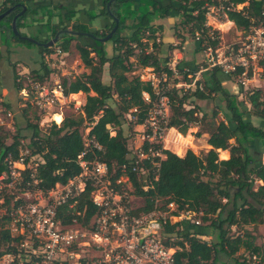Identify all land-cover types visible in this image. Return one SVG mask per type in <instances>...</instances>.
<instances>
[{
  "label": "trees",
  "instance_id": "16d2710c",
  "mask_svg": "<svg viewBox=\"0 0 264 264\" xmlns=\"http://www.w3.org/2000/svg\"><path fill=\"white\" fill-rule=\"evenodd\" d=\"M107 1L103 0L102 8L98 13L90 12L89 18L92 20L97 16L110 17L112 24L107 28L108 32L115 24L114 18L118 19V27L108 40L113 44L112 55H107L103 42L94 40L95 45L89 47L78 41L75 45L78 61L82 66L89 68L90 72L83 73L73 80L67 76L61 79L65 95L80 91L87 94L93 92V95H87L84 117H65L60 126L55 124L50 128L49 135L45 138L38 137L37 124L29 125L33 128L34 150L43 159V162L36 167V178L38 187L44 191L57 182H67L80 172L77 157L85 149V137L81 130L85 119L92 124L89 137L101 148L91 146L84 158L98 157L103 160L108 165L112 178L122 174L121 166L131 160L127 137L121 129L127 120L126 115L131 114L136 108L138 111L136 121L142 123L149 107V104L142 99V92H148L154 101L149 83L141 81L138 76H128L132 71L130 58L135 57L141 67H152L158 73L165 70L170 76L172 71L159 61L160 47L155 40L157 29L153 27V17L164 18L175 12L180 17V22L175 25L176 29L180 27L179 24H189L188 30H185L189 35L204 28L206 20V9L201 8L205 0H142L143 5L138 9L133 8L134 0H114L109 7L106 6ZM227 2L233 4L247 2L241 10L225 12L226 18L242 29L246 28L252 19L259 18L264 6V0H227ZM21 3L22 0L3 1L0 13L12 6L14 10L0 20V46H9L6 42L9 35L17 42L32 43L22 40L13 34L11 29L12 18L20 11L21 7L18 4ZM55 8L57 7L41 6L35 10L27 8L16 19L17 29L30 26L35 21H43L42 17L36 16L31 22H26L28 14L37 15L38 11H42L47 15L43 29L54 36L59 29H62L60 24H63L64 20L72 21L76 13L75 10H69L65 12L63 18L58 13L59 22L53 23ZM194 11H197L196 14ZM128 21L132 22L128 24ZM67 27L63 25V28ZM126 28H130L131 33L122 36V30ZM70 29L91 32L94 36L107 35V33L89 31L87 25L76 20L72 22ZM60 37L63 41L59 48L64 55L69 51L71 40L76 36L62 34ZM35 38L37 39V35ZM197 49L199 51L198 47ZM54 50L51 46L45 47L41 54L53 53ZM1 55L0 50V58ZM40 63L41 72L35 71L30 74L44 81L51 73V69L43 61ZM106 63L110 76L108 85L102 82V70ZM179 70L182 71L180 67ZM196 70L197 68L190 73ZM188 74L189 72H183L184 77ZM218 74L225 75L218 68H212L201 74V80L196 82L193 90L183 91L174 88L168 92L171 104L169 127L177 128L183 134L190 124L197 120L193 116L196 113V106L183 110L182 105L187 99L198 101L216 97L219 101L225 102L222 110L218 108V111L223 112L225 119L220 120L214 130L210 131L207 140L211 149L201 156L191 149H187L183 156L162 149L163 157L154 159V162L158 163L156 171L151 169V162L145 161L146 167L150 169L147 190L141 188L145 182L143 179L137 180L130 169L127 171L134 193L142 199L137 211L148 212L154 208L155 201L159 200L162 207L173 202L176 207L175 214L186 210L200 213L201 224L176 221L164 225L163 242L167 246L177 248L174 252V264H249L243 253L257 254L260 264H264V254L260 252V246L256 243L253 232L243 230L248 225L260 224L264 221V163L261 162V156L264 154V127L255 125L250 120H244L245 114L264 120V99L260 97L262 90L256 88L249 94L247 102L251 108L245 112L238 102L237 95L222 86ZM16 78L17 74L13 75V84L17 91L20 85L16 82ZM113 98H116V107L107 103ZM182 115L186 118H181ZM95 116L98 118L95 119ZM226 120L230 123H226ZM112 129L115 131L114 135L111 134ZM18 139L14 136L11 143H5L0 137V158L9 151L17 154ZM230 140H233V143ZM250 143H256L258 149ZM216 150L222 152L221 158L225 156L222 150H228L229 157L219 159ZM3 168L0 166V170ZM29 172L27 170V174ZM255 180L261 181L257 187L253 184ZM85 206L86 217L89 218L95 211L89 200V188L85 189L78 199L79 209ZM3 218H0V254L9 235ZM240 230L244 233L240 234ZM170 237L173 238L172 241ZM178 237L182 239L177 240ZM240 251L243 252L234 257ZM221 256L226 259H222ZM228 259L231 261L229 262Z\"/></svg>",
  "mask_w": 264,
  "mask_h": 264
},
{
  "label": "built area",
  "instance_id": "2783aa9c",
  "mask_svg": "<svg viewBox=\"0 0 264 264\" xmlns=\"http://www.w3.org/2000/svg\"><path fill=\"white\" fill-rule=\"evenodd\" d=\"M209 1L205 0L201 6L206 9L207 19L213 18L216 10L226 16L227 10L238 11L247 4L240 3L244 5L239 8L240 4L227 0ZM207 19L204 28L192 35L201 61L197 70L187 75L193 78L191 82L171 83L165 70L158 73L152 67L142 68L139 79L149 83L154 101L148 92H142V99L149 107L141 123V143L131 152L128 164L121 166L120 176L112 178L108 165L98 157L84 158L91 146L101 148L89 137L90 128L86 129L85 149L77 157L80 172L46 191L38 187L36 178V167L43 159L25 138L18 139L16 155L9 151L0 158V166L4 167L0 170V218L5 217L4 226L9 233L1 249L0 264H174L175 250L163 242L164 225L170 224L171 215L194 224H201V219L192 218L193 214L187 210L175 214L173 202L162 207L159 200L152 210L137 211L141 204L135 202L139 196L134 193L127 170L130 169L137 180L145 181L141 186L143 190L148 189L150 169L145 161L151 162V169L156 171L158 163L154 159L163 157L162 145L171 128L168 95L171 89L186 91L192 85L195 88L201 74L212 68L234 76L240 88L248 89L258 73L264 71V6L259 18L252 19L241 29L239 38L227 46L218 43L221 37L210 28ZM60 54L57 46L53 53L42 55L48 66L49 59ZM165 66L174 75L179 73L169 64ZM59 77L56 71H51L44 81L29 72L17 74L21 107L33 105L48 111L66 101ZM137 112L134 108L131 113L134 120ZM14 116V110L6 106L0 96V130L15 128ZM87 188L89 200L95 207L89 218L86 206L78 207V199ZM243 257L249 264H260L257 254L243 253Z\"/></svg>",
  "mask_w": 264,
  "mask_h": 264
},
{
  "label": "rangeland",
  "instance_id": "374dc122",
  "mask_svg": "<svg viewBox=\"0 0 264 264\" xmlns=\"http://www.w3.org/2000/svg\"><path fill=\"white\" fill-rule=\"evenodd\" d=\"M3 1L4 0H0V8L3 5ZM22 1L24 4H27V1L29 0H22ZM53 2H54L53 4H57L55 3L57 2V0H53ZM62 3L65 4L66 2L63 0ZM243 5L244 4H240L239 8ZM57 11H58L57 9H54L55 14ZM38 12L39 13L36 16L43 17L44 20H46L47 15L43 14L40 11ZM212 14H213V18L209 17L208 19L207 18L206 19H207V23L209 24L210 28H214L219 34V36L221 37L219 38L218 43H220L221 46H227L235 42L239 38V33L242 31L241 30L242 28L237 27L232 21H231L232 24L229 25L228 23L229 20L226 18V16L223 15V13L221 12L219 13L217 10ZM32 18L33 17L28 14L26 17V22L28 23L31 22ZM158 19H161V18L156 17V16L153 17V22ZM53 22L58 23L59 22L58 17H54ZM179 22H180V17L177 19H170L167 23L170 24L171 26L170 28H173V26L174 25L177 26ZM130 23L131 21H128V24ZM71 24L72 22H65L64 20L63 24H60V25H61V28H63V25H67L68 26L67 28H70ZM152 24L153 26L155 25L158 26L157 23L155 24L152 23ZM179 25L180 27L177 28V29L181 28L179 30H188L189 28V24H186V25L179 24ZM98 32L99 34H102V33L105 34V33H108V29L105 28V30L102 29V31H98ZM130 33H131V29L126 28L122 30L121 35L128 36ZM26 35L28 34L26 33ZM52 37L53 36H51V34L49 33L41 37L37 36V39L45 42L47 39H50ZM62 41H63V38L59 37L57 42H55L51 47H53V49H55L57 46L60 47V44ZM6 42L9 46L7 47L5 45L0 46V50L2 51V55L0 58V85L2 84L3 86H6L7 89H9V93L8 94L6 93V90H5L6 87H4V90H0V96L1 98H3L6 106H8L9 108H12L15 112L14 121H13L15 128H10V127L8 129H6L5 127L2 128L0 130V137L4 139L5 143H10L14 136L18 137L19 139L25 138L27 141H29L30 146H32L34 149V146L32 144V141L34 138L33 128L29 126L30 124H37L38 130H39L38 137L45 138L49 135L50 128L55 124L56 126H58L57 124H60L61 123L60 121L64 119L65 117L67 116H72L74 118H77L80 116L84 117L85 111H86L85 105L79 108H76L73 104L78 105L79 103L78 101H83V98L86 99L87 95H93V93L90 92L87 94L83 92L82 95L80 94L79 96H73V98L70 99L71 102H68L67 100L62 101V103L59 106H57L54 110L50 109L48 111H45L33 105H27L25 107L23 106L21 107L20 96L18 95L17 91L15 92L14 87H13L14 86L13 75L20 74L24 71L29 72L31 74H33V72L35 71L41 72L39 71L41 70L40 62L43 61L45 63V56H43L41 53H38V48H41V51L43 49L40 45H36L34 43L27 44V43L17 42L10 35L8 39L6 40ZM77 42L78 40L75 37L73 40H71L69 51L66 52L65 55H58L57 57H54L53 59H49L50 62L48 63L50 65L48 66L51 69V71L53 72L56 71V73L60 76L59 77L60 82L63 76H67L70 80H73L75 77L81 76L83 73L90 72L89 68L87 69L86 67L82 66L77 60V52L75 49V45ZM150 42L152 41H149V43ZM103 43L104 45H106L105 42ZM15 46H20L22 48L21 51L16 52L18 47L14 49ZM130 61L132 62V71L128 73V76L129 77L131 76L139 77V74L141 73V70L143 67H141L140 64L135 60V57H131ZM21 63H23L26 69H24V66H22ZM198 67H199V64L197 65V68ZM179 72L181 71L179 70ZM171 78H174V76H171ZM230 79L232 83L240 86L239 83L237 82V79L234 76L230 77ZM256 88H260L262 90L260 97L264 99V71L258 73L256 80H253L250 83L248 89L241 87V91H239V93L237 94L238 102L240 106L242 107V109L245 110V112H247L248 109L251 108L250 104L247 102V98L249 94H251L252 91ZM231 93L235 94L233 91ZM4 98H6V100ZM107 103L108 105L116 107L117 105L116 98L109 100ZM197 103H199V101H194L191 99H187L185 101V103L182 105L183 110H188L196 106L195 108L196 113L193 116H195L197 120L193 122L192 124H190L189 128L186 130L184 134L183 133L181 134L180 132H178L177 128H171L166 135L165 143L163 142L162 149L171 150L172 152H175L176 154H179V155L183 153L185 154L187 149H191L194 153L200 156L204 155L211 149V146L208 145L207 140L209 138L210 131L214 130V128L217 126L220 120L225 119L223 112L218 111V108H221L222 110V107L224 106L225 102L219 101L215 97L214 99L202 100V102H200L199 105ZM52 111L54 112L58 111L60 112V114L58 113L52 114ZM97 118L98 116H95V119ZM126 118H128V114L126 115ZM181 118L185 119L186 117L185 115H182ZM246 119L250 120L251 122L253 121L256 125L258 124L257 121H254L255 119H257L254 116L245 114L244 120ZM226 123H230V122L226 120ZM90 125L92 124L88 122V120L86 119L82 123L81 130H82V134L84 137L86 134V129L90 128ZM121 129L122 131L127 133L128 131L127 124L125 123L121 127ZM111 134L112 135L115 134V131L113 129L111 131ZM179 134L184 135V136L185 135L189 136L188 139L190 140L187 145H183L184 151L182 153L177 152V150L174 148V145H173L177 141ZM230 142L233 143V140H230ZM250 145H253L256 149H258V145L256 143H250ZM216 152L218 154V158L222 159L221 158L222 153H218L217 150ZM261 162L264 163L263 156H261ZM253 184H254V187H257L259 184H261V181L255 180ZM135 202L138 204H142L141 197H139V199L136 198ZM192 214H193L192 218H197L200 215V213H196V212ZM178 220L181 221L180 218L178 219L177 216H173V215H171V217L169 218L170 223L176 222ZM233 229L235 230V227H233ZM243 230H249L253 232L256 238V243L260 246V252L264 254V221L260 224L248 225ZM190 232H192V230ZM243 233L244 231L240 230V234H243ZM174 239L176 238L174 237ZM180 239L182 238L178 237L177 240H180ZM173 248L174 250L177 249L176 246H173ZM241 252L243 251L236 253L234 257H237ZM221 258L224 260L226 259L223 256H221ZM228 261L230 262L231 259L230 260L228 259Z\"/></svg>",
  "mask_w": 264,
  "mask_h": 264
},
{
  "label": "crops",
  "instance_id": "0c3cea01",
  "mask_svg": "<svg viewBox=\"0 0 264 264\" xmlns=\"http://www.w3.org/2000/svg\"><path fill=\"white\" fill-rule=\"evenodd\" d=\"M62 1L63 0H57V2H55L57 4H53L54 3L53 0H29V1H27V4H25V5L30 10H35L36 8H40L41 6H46V7H50V8H54V6H56L57 8H55V9H57L58 11L54 15V17H58L57 14L60 13L62 18L64 17L65 12H67L69 10H75L76 13H75L72 21H68V22H73L74 20H76L77 22H79L81 24L87 25L88 30L93 31V32L102 31V29L105 30V28H108L112 24V19L110 17L97 16L92 20H90V18H89L90 12L98 13L100 11V9L102 8L103 0H64L66 2L65 4H63ZM165 2L167 3V1H165ZM142 5H143L142 0H134L133 8L138 9ZM40 12H42V11H40ZM29 15H31L32 17H34V16L36 17V14L35 15L29 14ZM53 18H52V22H53ZM177 18H179V15L177 13L173 12L168 17H164V18H161V19H158V20L152 22L154 24L155 23L158 24V26L155 25L153 27L154 28L156 27V29H157L155 32V37H156V43L160 47L159 61L164 66L166 64H169L171 68L174 67L178 72H179V70H178L179 67L182 70L177 75L176 74L174 75V73L172 72V75H170L168 77V81H170L171 83L172 82L189 83L193 80V78H189L188 76L184 77L183 72H189L190 73L193 69L197 68V65L201 61V56H200V53L197 49V46L195 45L194 41L192 40L191 35H189L185 30H180V31L177 30L175 25L173 26V28H170L171 26L167 22L170 19H177ZM229 22H231V21H229ZM43 23H44V18H43V21H35L30 26L19 28V31H20V33H23V34L25 33V35L27 33L28 36H31L34 38L36 35L41 37L43 35L49 34L48 31H44ZM53 23H55V22H53ZM127 29H130V28H127ZM75 36L79 42L85 44L86 46L93 47L95 45L94 40L89 36H86V35H75ZM105 43H106L105 49H106L107 55L111 56L113 53V50H112L113 44L111 41H107ZM16 47H18L16 52H20L22 48L20 46H15L14 49ZM76 52H77V50H76ZM38 53H41V48H38ZM77 56H78V54H77ZM77 60H78V58H77ZM21 64H22V66H24L23 63H21ZM18 65H19V63H18ZM24 69H26L25 66H24ZM171 76H174V78H171ZM218 77L221 81L222 86L226 90H228L230 93L233 91L237 95L239 93V91H241L240 86L232 83L229 76L218 74ZM102 82L105 85H108L110 82V76H109V72H108V63H106L103 66ZM4 87H6V86H3L1 84L0 90H4ZM13 87H14V90L16 92L15 86H13ZM189 89L193 90L194 86L192 85L191 88H189ZM5 90H6V93L8 94L9 89H7V87H6ZM69 94L66 95V98L69 95V99H72L73 96H79L80 94L82 95L83 92L80 91L78 93H69ZM8 97H7V99H8ZM4 99L6 100V98H4ZM198 101H199V103L202 102V100H198ZM78 102L79 103L77 106H80V107L84 106L86 103V99L83 98V101H78ZM199 103H197V104L199 105ZM54 113L60 114V112H58V111L52 112V114H54ZM257 119L254 120V121L258 122L257 125L264 127V120H260V119L257 120ZM136 120L137 119L134 120L132 118V114H128V118L125 122L127 124L128 131H127V133L123 131V134L127 137L128 148L131 152L134 150V148H136L141 143L140 137L142 134L141 132H142L143 127H142L141 123H137ZM253 124H255V123L253 122ZM172 128H174V127H172ZM209 148H210V146H209ZM222 151H224L223 153L225 154L224 158H222V159H227L229 157L228 150H222ZM173 153H175V152H173ZM179 153H182V152H179ZM218 153H222V152L218 151ZM182 155H184V153L179 155V156H182ZM262 156L264 157V154Z\"/></svg>",
  "mask_w": 264,
  "mask_h": 264
},
{
  "label": "water",
  "instance_id": "95a60500",
  "mask_svg": "<svg viewBox=\"0 0 264 264\" xmlns=\"http://www.w3.org/2000/svg\"><path fill=\"white\" fill-rule=\"evenodd\" d=\"M114 0H108L106 3V6L109 7L110 4L113 2ZM21 7V10L16 13L11 21V29L13 31V34H15L16 36H18L19 38H21L22 40H26L29 42H32L36 45H42L43 47H50L52 46L55 42H57L58 38L60 37L61 34H69V35H86L91 37L93 40H96L98 42H106L109 40V38L113 35V33L116 31L117 27H118V19L114 18L115 20V24L112 27V29L107 33V35L105 36H94L91 32H81V31H76L70 28H64V29H60L58 30L54 36L48 40L47 42H41L39 40H37L34 37L28 36V35H23L20 33V31L17 29L16 27V19L21 16L27 9V6L25 4H18ZM14 9V6L9 7L8 9H6L5 11H3L2 13H0V20L7 16L12 10Z\"/></svg>",
  "mask_w": 264,
  "mask_h": 264
},
{
  "label": "bare ground",
  "instance_id": "6f19581e",
  "mask_svg": "<svg viewBox=\"0 0 264 264\" xmlns=\"http://www.w3.org/2000/svg\"><path fill=\"white\" fill-rule=\"evenodd\" d=\"M229 23V25L230 24H232V23H230V22H228ZM227 23V24H228ZM66 100L68 101V102H71V100L69 99V95L67 96V98H66ZM172 128V127H171ZM171 128H169V130L171 129ZM169 130H168V132H169ZM167 132V133H168ZM167 135V134H166ZM165 138H166V136H165ZM189 139L187 138V137H185L184 135H181V134H179V137L177 138V141L173 144L174 145V148L177 150V152H183L184 151V147H183V145H187L188 143H189ZM164 143H165V139H164ZM186 143V144H185Z\"/></svg>",
  "mask_w": 264,
  "mask_h": 264
},
{
  "label": "flooded vegetation",
  "instance_id": "af4514ba",
  "mask_svg": "<svg viewBox=\"0 0 264 264\" xmlns=\"http://www.w3.org/2000/svg\"><path fill=\"white\" fill-rule=\"evenodd\" d=\"M21 4H24V3H21ZM13 10H14V9H13ZM13 10H12V11H13ZM20 10H21V8H20ZM18 12H19V11H18ZM18 12H17V13H18ZM62 29H64V28H62ZM59 30H60V29H59ZM61 35H62V34H61ZM37 40H39V39H37ZM48 40H50V39H47L45 42H47ZM39 41H41V40H39ZM41 42L43 43V41H41ZM40 46H41L42 48H45V47H43L42 45H40Z\"/></svg>",
  "mask_w": 264,
  "mask_h": 264
}]
</instances>
